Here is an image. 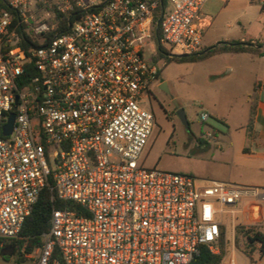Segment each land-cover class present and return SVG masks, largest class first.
Here are the masks:
<instances>
[{
    "label": "built area",
    "instance_id": "built-area-1",
    "mask_svg": "<svg viewBox=\"0 0 264 264\" xmlns=\"http://www.w3.org/2000/svg\"><path fill=\"white\" fill-rule=\"evenodd\" d=\"M165 2L155 22L159 0H0V239L20 236L50 177L56 198L79 208H53L37 256L21 250L31 264H191L204 247L221 254L228 220L235 241L244 201L243 227L264 236L258 188L196 186L190 175L141 164L156 125L144 102L160 81L145 58L155 26L173 55L203 41L207 0ZM78 11L68 32L48 38L56 12ZM19 30L38 46L25 50Z\"/></svg>",
    "mask_w": 264,
    "mask_h": 264
},
{
    "label": "rangeland",
    "instance_id": "rangeland-1",
    "mask_svg": "<svg viewBox=\"0 0 264 264\" xmlns=\"http://www.w3.org/2000/svg\"><path fill=\"white\" fill-rule=\"evenodd\" d=\"M50 22L55 23V19ZM164 46L171 51L169 45ZM145 58L160 67L161 77L169 89L168 95L185 110L190 127L186 129L176 115L167 118L163 113L153 111L156 125L142 155V166L190 175L195 178L196 186L221 181L255 187L264 192V159L256 156L260 149L251 136L254 109L248 111L242 99L245 93L253 91V83L242 77V70H246L247 64L232 61L234 69L231 72L225 58L167 64L160 57L155 40L146 47ZM203 113L209 115L207 121L202 120ZM209 134L212 136L209 137ZM48 164L51 169H56L53 155L48 158ZM246 206V201L239 206L240 212L235 216L237 227L243 226ZM243 233L236 229L234 241L228 220L225 259L229 261L234 257L239 264H264L261 248L251 247L256 262L246 254L248 243L242 237ZM33 256H37L36 251ZM19 258V252L9 259L0 256V264L32 263L28 259L20 262Z\"/></svg>",
    "mask_w": 264,
    "mask_h": 264
},
{
    "label": "trees",
    "instance_id": "trees-1",
    "mask_svg": "<svg viewBox=\"0 0 264 264\" xmlns=\"http://www.w3.org/2000/svg\"><path fill=\"white\" fill-rule=\"evenodd\" d=\"M7 1V0H4ZM160 6L158 12L155 17V22L161 17L162 10L166 6L165 0H159ZM51 10V8H49ZM82 11H78L77 13H71L69 15H64L60 13H55V21L59 23V27L53 31L48 33V38L54 37L57 33H66L70 29V24L74 22V20L79 16V13ZM261 14L264 18V5L261 9ZM19 36L21 37V45L25 48V50H30L31 47L38 46L36 42L32 41V39L22 31H18ZM153 39L156 41L158 46V52L160 57L164 58L167 64L170 63H194V62H203L213 58L214 56L221 54H242V53H250L255 55H263L261 51L262 44L260 43H252V42H221L213 47L204 48L200 51L194 52L192 54H188L186 56L182 55H173L170 50H168L163 42L160 29L158 26H155ZM34 74L32 70V65H29L25 70V74L23 76L24 80H28ZM159 80L162 81L161 71H159ZM253 119H251V124ZM53 208H69L73 210H78L79 208L73 202H64L58 200L56 198V192L53 189V179L49 178L47 186L41 192V195L34 205L31 214L27 217L24 222L22 231L20 236L17 239L4 240L0 239V256L5 259L11 258L15 253L19 252L20 254V262L26 261L21 250L25 248L26 254L30 255L36 251L42 245V234L47 232L50 228V218ZM238 230L243 231L245 234V238L248 241V252L246 253L253 262H256L252 255L253 251L251 247H253L254 243L257 241H261L262 247L260 249L261 257L264 256V236L259 233H256L254 228H245L243 226L237 227ZM250 247V249H249ZM13 250L14 253L12 256L2 255V251ZM7 252V251H6ZM5 252V253H6ZM226 248L223 244L222 252L220 255L212 254L207 248H202L199 255H197L191 264H221V261L225 257Z\"/></svg>",
    "mask_w": 264,
    "mask_h": 264
},
{
    "label": "crops",
    "instance_id": "crops-1",
    "mask_svg": "<svg viewBox=\"0 0 264 264\" xmlns=\"http://www.w3.org/2000/svg\"><path fill=\"white\" fill-rule=\"evenodd\" d=\"M263 5L264 0H207L202 9L204 34L201 47L210 48L221 42L233 41L263 45L261 48L263 55L260 56L250 53H227L211 58H225L230 72L234 69L232 61H243L247 64L246 70H242V77L253 83V91L245 93L242 99L248 111L254 109L253 122L250 123L253 128L251 136L254 144L260 149L256 156L262 159H264V18L261 14ZM222 123L227 125L225 122ZM247 129L246 126V134ZM261 259L264 260V256Z\"/></svg>",
    "mask_w": 264,
    "mask_h": 264
},
{
    "label": "flooded vegetation",
    "instance_id": "flooded-vegetation-1",
    "mask_svg": "<svg viewBox=\"0 0 264 264\" xmlns=\"http://www.w3.org/2000/svg\"><path fill=\"white\" fill-rule=\"evenodd\" d=\"M168 93L169 89L164 80L153 83L144 95L145 105L154 112L163 113L167 118L170 115L177 116V111L181 107L174 98L169 97ZM2 252L5 253L4 251Z\"/></svg>",
    "mask_w": 264,
    "mask_h": 264
},
{
    "label": "water",
    "instance_id": "water-1",
    "mask_svg": "<svg viewBox=\"0 0 264 264\" xmlns=\"http://www.w3.org/2000/svg\"><path fill=\"white\" fill-rule=\"evenodd\" d=\"M187 54H184L182 56H186ZM167 84V83H166ZM177 116L180 119V121L182 122V124L186 127V129H189V122L187 119V115L185 113V110L183 108H179V110L177 111ZM15 121V114L13 113L10 117L9 123L4 127V134L5 135H10L12 132V128H13V124ZM14 253V251L11 249L8 253H3L2 255H9L12 256Z\"/></svg>",
    "mask_w": 264,
    "mask_h": 264
}]
</instances>
